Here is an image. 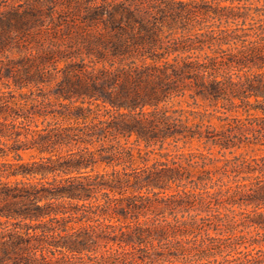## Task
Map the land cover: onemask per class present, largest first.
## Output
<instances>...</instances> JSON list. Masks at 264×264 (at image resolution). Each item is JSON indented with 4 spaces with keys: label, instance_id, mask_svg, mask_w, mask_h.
Returning <instances> with one entry per match:
<instances>
[{
    "label": "trees",
    "instance_id": "1",
    "mask_svg": "<svg viewBox=\"0 0 264 264\" xmlns=\"http://www.w3.org/2000/svg\"><path fill=\"white\" fill-rule=\"evenodd\" d=\"M0 264H264V0H0Z\"/></svg>",
    "mask_w": 264,
    "mask_h": 264
},
{
    "label": "rangeland",
    "instance_id": "2",
    "mask_svg": "<svg viewBox=\"0 0 264 264\" xmlns=\"http://www.w3.org/2000/svg\"><path fill=\"white\" fill-rule=\"evenodd\" d=\"M193 147H194V148L197 147V144L193 145Z\"/></svg>",
    "mask_w": 264,
    "mask_h": 264
}]
</instances>
